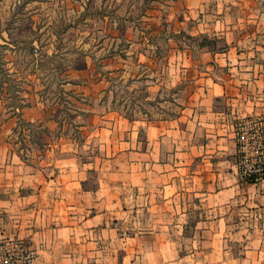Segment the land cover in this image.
I'll return each instance as SVG.
<instances>
[{
	"label": "crops",
	"instance_id": "obj_1",
	"mask_svg": "<svg viewBox=\"0 0 264 264\" xmlns=\"http://www.w3.org/2000/svg\"><path fill=\"white\" fill-rule=\"evenodd\" d=\"M186 4L176 24L182 37L170 47L157 87L159 94L184 92L175 113L128 115L114 107L88 121L92 131L83 124L81 135L70 136L54 133L51 119L28 106L22 117L45 135L25 147L13 133L17 115L1 123L0 239L25 238L39 251L36 264H93L64 257L113 255L114 240L124 236L154 246L171 240L168 247L179 253L176 238L187 237L188 228L192 255L208 256L203 264H264V177L241 176L237 140L241 120L264 116V0ZM188 35L217 42H185ZM101 149L128 158L123 188L135 202L125 207L121 237L114 212L96 207L104 186L89 184V175L99 174L92 164ZM82 170L85 176L72 182ZM71 191L93 198L72 201Z\"/></svg>",
	"mask_w": 264,
	"mask_h": 264
},
{
	"label": "rangeland",
	"instance_id": "obj_2",
	"mask_svg": "<svg viewBox=\"0 0 264 264\" xmlns=\"http://www.w3.org/2000/svg\"><path fill=\"white\" fill-rule=\"evenodd\" d=\"M189 8L186 0H0V130L13 107L27 103L51 119L54 133L70 136L81 135L83 124V130L92 131L88 121L95 124L114 107L128 115L175 113L184 92L176 95L178 89L168 88L159 94L157 87L170 47L182 37L176 24ZM196 39L188 35L184 41ZM19 129L13 133L23 147L25 140L45 135L37 124L25 125L21 133ZM101 150L104 154L92 164L99 166V176L90 174L89 184L104 186L94 196L96 207L114 212V231L121 237L125 207L131 209L135 202L132 191L123 188L131 173L128 158L106 156ZM84 176L82 170L70 179L78 183ZM69 196L72 201L92 197L77 191ZM185 236L176 238L179 253L168 247L171 240L154 246L155 240L147 245V239L124 236L114 240L113 255L76 252L64 261L79 263L87 257L93 264H203L208 256L192 255L189 228ZM33 249L36 264L39 251Z\"/></svg>",
	"mask_w": 264,
	"mask_h": 264
},
{
	"label": "built area",
	"instance_id": "obj_3",
	"mask_svg": "<svg viewBox=\"0 0 264 264\" xmlns=\"http://www.w3.org/2000/svg\"><path fill=\"white\" fill-rule=\"evenodd\" d=\"M238 165L245 179L264 177V116L237 124ZM37 252L18 237L0 239V264H35Z\"/></svg>",
	"mask_w": 264,
	"mask_h": 264
},
{
	"label": "trees",
	"instance_id": "obj_4",
	"mask_svg": "<svg viewBox=\"0 0 264 264\" xmlns=\"http://www.w3.org/2000/svg\"><path fill=\"white\" fill-rule=\"evenodd\" d=\"M198 39L202 40L201 42H217L216 38H209L208 36L205 35L198 36ZM28 106H30V104L27 103V104H18L13 107V111L12 113H10V115L16 114L18 117L17 125L14 127L13 132H16L17 129L20 128L19 132L21 133L22 128H24L25 125L27 127H31L35 125V123L27 121L22 117V109ZM249 181H255V180L253 178H250Z\"/></svg>",
	"mask_w": 264,
	"mask_h": 264
}]
</instances>
